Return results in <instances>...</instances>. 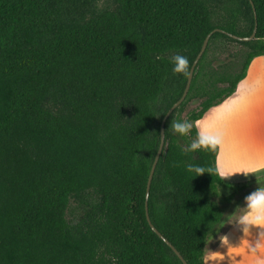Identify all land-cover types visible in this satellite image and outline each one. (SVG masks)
I'll list each match as a JSON object with an SVG mask.
<instances>
[{
  "label": "trees",
  "instance_id": "1",
  "mask_svg": "<svg viewBox=\"0 0 264 264\" xmlns=\"http://www.w3.org/2000/svg\"><path fill=\"white\" fill-rule=\"evenodd\" d=\"M211 31L147 199L187 264L264 175L188 172L215 169L218 147L186 152L197 129L171 124L201 118L264 55V0H0V264H183L147 221L146 184L187 81L172 58L191 66Z\"/></svg>",
  "mask_w": 264,
  "mask_h": 264
},
{
  "label": "crops",
  "instance_id": "2",
  "mask_svg": "<svg viewBox=\"0 0 264 264\" xmlns=\"http://www.w3.org/2000/svg\"><path fill=\"white\" fill-rule=\"evenodd\" d=\"M201 121L211 131L218 133L216 167L236 173L228 178L219 175L224 181L244 183L264 175V55L255 56L250 61L245 76L229 97L211 106L195 122ZM238 217H224L219 230L207 239L203 258L209 254V250L227 253V247L220 242L221 236L227 235L231 244L239 245L243 233L234 224ZM255 231L249 237L252 241L256 239ZM240 262L253 264V257L247 249L235 254L234 260L226 259L222 264Z\"/></svg>",
  "mask_w": 264,
  "mask_h": 264
},
{
  "label": "clouds",
  "instance_id": "3",
  "mask_svg": "<svg viewBox=\"0 0 264 264\" xmlns=\"http://www.w3.org/2000/svg\"><path fill=\"white\" fill-rule=\"evenodd\" d=\"M172 62L174 65L172 69L174 74H181L185 77L189 76L190 64L187 57L176 55L172 58ZM171 127L175 133L181 136H188L194 127L197 129L196 139L184 149L186 152H196L201 149L215 151L218 147V133L211 131L202 121H174ZM187 171L195 173L196 176L215 172L223 178H228L236 174L225 172L219 166L215 169H205L201 166L191 164L187 165ZM245 205L246 206L243 208L244 211L234 223L240 227L243 233L239 245L234 246L231 244L227 235L221 236L223 239L220 237V242L222 246L227 247V253L209 250V254L203 258V264H209L210 261L212 264H222L226 259L228 261L234 260L235 254L243 249H247L252 255L253 264H264V188L257 187L256 190L247 195L245 197ZM254 229L256 230V239L252 241L249 237ZM240 264H242V262H240Z\"/></svg>",
  "mask_w": 264,
  "mask_h": 264
},
{
  "label": "water",
  "instance_id": "4",
  "mask_svg": "<svg viewBox=\"0 0 264 264\" xmlns=\"http://www.w3.org/2000/svg\"><path fill=\"white\" fill-rule=\"evenodd\" d=\"M216 30H218V29H216ZM212 32L213 31L209 32L205 36V38L203 40V43L201 45V48H200L199 52L197 53L195 59L193 60L191 66H190V74L187 77V81H186V84H185V87L183 89V92H182L181 96L167 109L166 113L164 114V116H163V118L161 120V123H160V144H159L158 150L156 152V155L154 157L152 166L150 168L149 175H148V180H147V184H146L145 209H146L147 221H148L149 225L151 226V228L173 249V251L176 253V255L179 257V259L182 261L183 264H187V263L182 258V256L179 254V252L173 247V245H171V243L166 238H164L161 235V233L151 223V221L149 219L148 212H147V199H148V193H149V188H150V183H151V179H152V176H153V172H154L156 163H157V161H158V159L160 157V154L162 152V148H163V144H164V124H165V121H166L167 117L170 115V113L173 111V109L178 107L182 103V101L185 99V97L187 95V92L189 90V87H190V83H191V80H192V76H193V73H194L195 66H196L198 60L200 59L201 55L203 54V52H204V50H205V48H206V46L208 44V41H209V38H210ZM255 32H256V23H255L253 31H252V33L250 35L242 37V36L231 34V37L236 39V40H239V41H249V40L254 38Z\"/></svg>",
  "mask_w": 264,
  "mask_h": 264
},
{
  "label": "rangeland",
  "instance_id": "5",
  "mask_svg": "<svg viewBox=\"0 0 264 264\" xmlns=\"http://www.w3.org/2000/svg\"><path fill=\"white\" fill-rule=\"evenodd\" d=\"M196 105H197V101H192L189 103L187 109L194 108V107H196ZM219 191H220L221 195H226L228 193V190L226 188H223V187H220ZM249 194H247V195H249ZM247 195L234 198L231 202H229L227 204L228 215L231 216V218H233V219L236 218L237 216H239L244 211L243 208L246 206L245 205V197Z\"/></svg>",
  "mask_w": 264,
  "mask_h": 264
}]
</instances>
